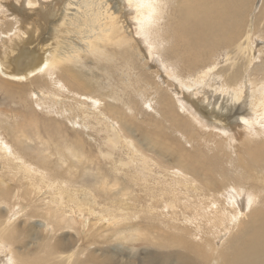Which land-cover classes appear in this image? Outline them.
I'll list each match as a JSON object with an SVG mask.
<instances>
[{
    "label": "bare ground",
    "instance_id": "bare-ground-1",
    "mask_svg": "<svg viewBox=\"0 0 264 264\" xmlns=\"http://www.w3.org/2000/svg\"><path fill=\"white\" fill-rule=\"evenodd\" d=\"M8 1L14 18L0 24V90L12 86L26 115L25 123L12 115L14 101L2 95L0 133L9 140L0 135V162L7 165V174L0 175V264H86L87 255L77 249L85 245L82 234L90 218L101 210L111 213L113 222L119 209L132 216L127 220L144 218L154 230L105 228L114 241L154 240L158 231L173 230L170 250L177 248L187 264H264V169L248 157L253 143L264 153V48H255L250 35L264 37L257 31H264V23L248 24V1L172 0L166 10L159 6L166 0H45L57 8L42 0ZM128 13L135 15L148 49L130 28ZM34 20L41 22L40 34ZM158 44L164 46L161 57L180 74L169 62L163 63L162 76L151 69L143 77L134 66L135 57L145 64ZM26 45L38 52L35 61ZM199 84L208 88L201 91ZM131 97L153 106L152 124ZM254 99L256 118L247 110ZM66 119L79 129L65 149L71 167L104 164L111 174L133 173L132 184L144 192L142 200L137 197L139 208L126 202L125 196H134L125 192L119 199L106 197L103 190L114 186L104 171L95 170L87 175L90 182L64 191L70 180L56 171L66 162L64 154L56 156L52 169L28 165L23 148L46 143ZM138 122L149 130L142 131ZM131 126L140 130L141 140L131 136ZM237 127L248 134L238 148L232 136ZM112 145L116 159L108 151ZM83 171L70 178L77 180ZM253 210L256 235L239 245L234 260L224 247L240 240L242 233L231 240L232 233L252 219Z\"/></svg>",
    "mask_w": 264,
    "mask_h": 264
},
{
    "label": "rangeland",
    "instance_id": "rangeland-1",
    "mask_svg": "<svg viewBox=\"0 0 264 264\" xmlns=\"http://www.w3.org/2000/svg\"><path fill=\"white\" fill-rule=\"evenodd\" d=\"M35 1L37 3L39 2V0H35ZM242 1L244 2V4H246L248 1V4H249L247 6V11H248L247 14H249V17L252 20L249 19L248 24L253 23V20L254 21L260 20V23H264V0H242ZM11 2L16 3V0H11ZM2 3H6V4L2 5ZM41 3L46 4V5H50V3H53L54 7H56V8L60 6V5H57L55 1L42 0ZM171 3H172V0H166V2L165 1L160 2L159 6H163V9L166 10V7L168 8L171 5ZM11 11H13V9H12V6L10 5V1L0 0V24L3 23V21L13 20L14 14ZM127 16L132 18L131 19L132 24H131L130 28H132V29L136 28L137 29V34L135 33V35H137L138 38H140L141 40L143 39L142 45L148 49L149 46L146 45L147 42L145 41V36L143 35V33H141L143 35L142 36L138 32V24H135L136 23L135 15L128 13ZM1 18H2V20H1ZM36 19H39V18H36ZM34 23H35V27L38 30L37 33L40 34L41 22L34 20ZM252 28H253V24H252ZM252 28H251V30H252ZM0 29H1V27H0ZM239 29H240V27L238 26L237 30H239ZM257 31L260 32L261 34H263V36H264V31H262L260 28H258ZM1 35L2 34H0V36ZM44 35H47V33H45ZM250 35L254 38L253 46L255 48H257V49L264 48V43H263L264 37H262V35L254 34V32L250 33ZM50 40H54V39H49V41ZM26 47L28 48L30 53L34 56V61H35V59L38 55V52L35 51L31 47V45H26ZM163 53H164V46L158 44V47L156 48V53L149 55V52H147V56L149 59L147 58L145 60V64L143 61L140 62V59H137V57H135L134 66L137 68L138 71L140 70L139 72L143 75V77L145 75L144 73L145 72L149 73V71L151 69H152L151 71L157 72V74H160L162 76V74H163L162 72H164L163 71L164 68L162 65L164 62H166V63L169 62L168 60H165V59H163V57H161V55ZM260 58H262L261 55H260ZM153 59L155 61H153ZM258 61L260 62V59H258ZM10 62H11V60H10ZM168 64L171 66L173 65L172 67H175V65L172 64L171 62H169ZM160 65L162 67H160ZM139 67H141V68H139ZM174 72L180 74V72L177 68L174 69ZM164 74H166V73L164 72ZM158 77H159V75H158ZM148 79H149V82H153V83L155 82V81H152L153 77L150 74L148 75ZM158 79H160V77ZM175 80L176 81L178 80V82H179V79L175 78ZM199 80H201L200 75H199ZM168 82H170V80H168ZM182 82L183 83L186 82V79H182ZM171 85L172 86L175 85V82H173ZM11 87L12 86H8L7 88L0 90V104L3 101V96L7 97L8 99L9 98L12 99L14 101V103L10 101L11 105L16 110V111L12 112V115H15L17 118L18 117L21 118L23 120V123H25L26 110L24 107V103L20 102L18 100L16 93L13 91V89ZM199 87H200L201 91H204L205 89L208 88L207 85H203V84H199ZM194 92H195V89H194ZM27 98H30V97H27ZM131 98L133 99L132 101L135 103L134 106H136L137 108H143L142 110L146 112V114H147L146 117H148L146 119L149 120V123H147V124H149V125L152 124L155 120V117H156L155 112L151 109V108H153V106L147 107L146 105H144L143 100H139L140 97H135V98L131 97ZM257 100L258 99H254L251 103L252 108L247 109V110H251L252 112H254L253 115H250L252 118H256V116L258 114L257 105L259 103H257ZM27 101L29 102V100H27ZM132 105H133V103H132ZM151 105H152V103H151ZM0 109L3 110V105H0ZM128 109L130 112V108L127 107L126 110L128 111ZM147 109H149V110H147ZM247 112L248 111H246V113ZM45 115L47 117H50L49 113H47ZM52 115L58 116V115H60V113H58V115L57 114H52ZM141 119H142V117H141ZM137 120H136V123H137ZM68 122H69V119H66L62 124H60L58 126L60 130L54 131V133H52L51 137L47 140L46 143L37 142L35 144H32L28 148H25V147L23 148V152H25L26 155L31 160L30 164H28V165H31L33 167H40V168L43 167V168L52 169L54 167L53 161L56 160V156L58 154H64L63 157L66 158V155H67V152L65 150L66 147L69 146L70 142L74 141L78 137V134H79V129L78 128H70L72 125ZM138 124L143 125V127L140 129L142 131H144L145 133H146L147 129L149 130V128H148L149 125H147V127H144V126H146L145 124H142L141 122H138ZM133 126H131V128H132V131L130 132L131 136H133V138H135L136 140H139V139L141 140V136L139 135L140 130L137 129L136 130L137 132H136L134 130ZM151 127H152V125H151ZM201 132H207V131L202 129ZM246 132L247 131H246L245 127H240V128L237 127L234 130H232V133H233L232 136L234 137V140L237 141V142H233V144H235L234 146H236L238 148L241 145L242 141H246L248 139V137H246V136H248V134ZM198 133H199V130H198ZM94 134H96V133H94ZM210 134L217 135L215 133H210ZM0 135L7 138V135L5 132L0 133ZM176 136H179V135L177 134ZM84 141H87V142H85V144L88 145L90 142V139L88 140L87 136H85ZM143 144L146 145L145 143H143ZM203 144H205V143H203ZM42 145H49L50 148L48 150H42ZM185 145H186V147L190 148V143H186ZM223 145H226V144L223 143ZM18 147H19V145H18ZM92 150H94V149H92ZM108 151L111 153V159L117 158V147L112 145L108 148ZM40 152H42L43 154H40ZM93 153H94V155L89 154L87 156H90V155L91 156L92 155L98 156L97 153H95V152H93ZM46 154H50V156L46 157L45 156ZM93 156L91 158H93ZM248 157L251 160L254 159L255 164L258 165L260 168L264 169V153L257 152L255 150L254 143L248 152ZM43 158H44V160H42ZM90 162L92 164H94V162H92V159H90ZM6 167H7V165L5 163L0 162V175L5 176V174H7ZM82 169H84V171H83V174L80 178H78L77 180H73L72 178H70L73 176V174L76 171L80 172ZM95 170H97L99 172L104 171L107 174L106 178L108 177V179H107L108 184L109 185L112 184L114 186V187H110L109 193L107 192L108 190L107 191L103 190V192L106 194V197L108 199H114L115 196L119 199V198H121L120 192H125V193H127V195L134 196V199H132L130 197L128 198V196H125L126 202H129L131 204L133 202L134 206L136 208H139L140 202L138 200H142L143 196H141V195H143L144 192L142 190H139V188H137V186H134L132 184L133 183V181H132L133 180V176H132L133 173H131V172L118 171V172H114L111 174V173H109V171H111V168H107L104 164H102L101 166H98L96 168L93 166H78V167H76V171H75V168L71 167V163L67 158H66V162L64 164H61V167L56 169V171L59 174H64L67 177L66 179L70 180V183L68 185L62 187L64 189V191H66V192L70 189V186L73 184L79 185V183L82 184L86 181L90 182L89 178H87V175L88 174H94ZM262 173H264V172H261L260 174H262ZM18 175H20V174H18V173L15 174V178L18 180V184H21L24 182V180L18 179L17 178ZM115 176L117 177L118 180H115V178H113ZM126 185L128 186V188H126L125 191H122V188ZM59 187H61V186L59 185ZM88 190H90V188L87 189L85 192H79L78 194L83 196L84 193H86ZM96 197L102 198L101 196H95V198ZM137 197H140V198L137 200ZM100 198H97V199H100ZM99 205H101V203H99ZM131 208H132V206H131ZM97 209H98V207H97ZM123 213L124 212H121L120 209L117 210L115 213H113L116 215V220H114L113 222H111V218H112L111 213L102 212L101 210H99V213L95 217L90 218V225L86 229V231L82 234L85 245H83L77 249V251L83 252V253H85V255H87L88 262L86 264H101V261H106L105 264H124V263L125 264H187L185 262V260L183 259V257H181L179 253L175 252L177 248L174 250H170V244L172 243L171 239H172V235H173V230L168 231V232H165L162 230L158 231V235L160 236V238L154 239V240H151L149 238L147 240H137V239H142V236H136V238H135L136 240H123V241H119L118 239L116 241L112 240L114 238V236H111L113 234V231L110 230V231L106 232L105 228L117 229L119 226H121V229H123V232H127L128 230H130V233L136 232L138 234L144 233L147 229L149 231L154 230V228H153L154 226L152 227L151 225H149L147 223L146 219L136 218V219L127 220L128 218H132V216L123 215ZM255 214H257V211L253 210L252 219L245 218L243 220L244 223L242 224V226L239 229L233 231L232 236H231V240L233 238H235L237 235L242 233L240 240L238 242L232 241L234 243L232 247H230L229 244H227V246L224 247L225 251H226L225 254L233 257L234 260H237L240 257L241 250H240L239 245L240 244L244 245L245 243L251 242L256 235L254 228L258 229V225H257V222L255 221V217H254ZM152 222L154 225L157 223V221H155L153 219H152ZM142 223H144L145 226H141ZM246 224H248L250 226V231L243 230L244 227L246 226ZM34 225H37V224H34ZM249 232H250V234H249ZM249 235H250V237H249ZM26 242H28V241H26ZM120 242L123 244H121ZM214 242L216 243V241H214ZM15 244L17 245V242H15ZM248 246H251V245H246V247H248ZM18 248L21 249L24 247L18 246ZM223 249H221V251ZM72 250H73V248H72ZM263 250H264V248L262 249L261 254L263 253ZM254 261L261 262V259H254ZM73 264H82V263L74 260ZM257 264H260V263H257Z\"/></svg>",
    "mask_w": 264,
    "mask_h": 264
}]
</instances>
